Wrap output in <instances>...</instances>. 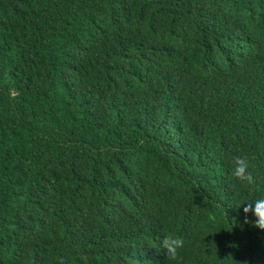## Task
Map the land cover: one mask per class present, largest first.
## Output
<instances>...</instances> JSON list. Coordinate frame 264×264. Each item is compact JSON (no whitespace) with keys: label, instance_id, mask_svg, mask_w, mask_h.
<instances>
[{"label":"trees","instance_id":"obj_1","mask_svg":"<svg viewBox=\"0 0 264 264\" xmlns=\"http://www.w3.org/2000/svg\"><path fill=\"white\" fill-rule=\"evenodd\" d=\"M247 2L264 18V0ZM242 26L219 0L210 9L197 0H0V264H84L82 256L129 264L141 250L143 213L164 194L208 229L207 255L172 264H264L255 205L251 223L243 211L264 198V50L247 64L226 62L219 76L221 91L249 113L230 117L216 101L187 99L196 129L178 141L146 112L155 96L141 87L155 71L146 61L193 71L208 47L250 48L255 37L239 34ZM163 76L170 69L153 81ZM182 77L199 89L201 74ZM236 156L247 158L254 186L232 175ZM133 173L157 191L142 193L145 205L132 195ZM121 192L131 193L123 203ZM104 209L109 228L98 225Z\"/></svg>","mask_w":264,"mask_h":264},{"label":"clouds","instance_id":"obj_2","mask_svg":"<svg viewBox=\"0 0 264 264\" xmlns=\"http://www.w3.org/2000/svg\"><path fill=\"white\" fill-rule=\"evenodd\" d=\"M221 3V13L233 18L240 16L243 19L242 29L238 32L244 38L255 37V40L247 42L251 45L246 48L243 44L231 54L219 45L208 47L202 51L196 60V69L190 71L188 68L184 69L186 64L171 61L170 59H159L154 61L155 71H149L147 75L142 78V89L150 92L155 96L153 104L147 105L146 112L154 113L156 117L160 118L165 132H172L171 138L179 140L187 137L189 134L195 132L196 120L185 108L184 101L189 99L193 105L217 104L222 105L223 112L227 113L231 110L234 115H247V111L239 109L227 95L221 91V84L219 76L226 62L233 65H241L250 63L256 55L258 48L264 50V18L260 17L253 9L250 8L247 0H234L232 5L228 0H219ZM200 7L211 8L213 0H197ZM154 7V6H151ZM103 33V30H102ZM105 38H102V40ZM233 46L237 43L232 42ZM255 50L252 53L251 50ZM93 67V66H90ZM168 68L171 71V76H163L157 81L153 79L160 75L161 68ZM202 69V72H201ZM201 74L202 80L199 81L200 86L197 90L193 80L183 78L184 75L194 76ZM154 90H150V86ZM196 100V101H195ZM220 107V106H219ZM170 109H174L170 111ZM226 115V114H225ZM233 115V116H234ZM180 133V136H175V132ZM223 136L225 134H222ZM249 162L246 157L236 156L233 158V172L232 175L241 182L247 185H255L256 181L252 173L249 171ZM155 190H151V182L147 188L142 191L143 195L150 194L151 197L156 196ZM131 193L121 192L117 194V199L121 197L119 202L123 203L127 200ZM135 197L134 193L132 194ZM171 202L168 203V199ZM148 200V199H147ZM149 201V200H148ZM150 202L144 213H148L149 209L156 207L160 203H165L166 206H174L175 210L167 214L164 220V227L160 235L162 249L167 250V255L161 254V249L157 242V236L154 232V227L150 221L145 220L143 231L140 235L138 243L141 244L143 254L138 253L129 264H172L179 256H192L190 263L199 260L202 256L209 252L208 245V229L203 226L200 217L191 212H185L182 209L179 198L172 195L164 194L163 200H154ZM253 204L254 213H253ZM245 215L244 223H251L247 219L248 213H253L256 217L254 226L264 230V198L257 199L252 203H247L243 209ZM150 218L154 216L148 214ZM84 264H88L86 256H82ZM59 264H65L63 257H58Z\"/></svg>","mask_w":264,"mask_h":264},{"label":"bare ground","instance_id":"obj_3","mask_svg":"<svg viewBox=\"0 0 264 264\" xmlns=\"http://www.w3.org/2000/svg\"><path fill=\"white\" fill-rule=\"evenodd\" d=\"M232 5H234V0H228ZM127 9V8H126ZM100 18H103L102 16H100ZM100 25V24H99ZM107 38L108 37V35H104V36H101V38ZM196 42H201V40L200 39H197L196 40ZM172 44H174V43H172ZM132 53V52H131ZM130 53V54H131ZM122 55H129V54H127V53H122ZM146 62H148L150 65H152V64H154V61H146ZM152 91V90H151ZM174 109H172L171 111H173ZM157 119H159L160 120V118H157ZM157 130H155L154 132H156ZM166 131V130H165ZM161 132H164V130H160V133ZM175 132V136H177V137H179L180 136V133H178L176 130L174 131ZM171 134H172V132H167V133H165L164 134V136H167V137H170L171 136ZM164 136H162V137H164ZM133 175H134V173H133ZM134 182L136 183V185H135V189L133 188V192H134V195H135V197H136V199L141 203V205H145L146 203L144 202V200H143V195H142V191H144L146 188H147V186L149 185V182H147L146 180H144L141 176H137V175H134ZM121 200V197H119L118 198V201H120ZM157 207V206H156ZM156 207H154V208H152V209H149L148 210V213L146 214V213H143V217H146V216H148V214H150V212L152 211V210H154ZM110 208H116L117 209V213H116V219H117V221H123V218H121V212L119 211V208L117 207V204H112L111 206H110ZM106 210L108 211V215L106 214V215H104V218H105V221L103 222V223H99L98 225H99V227L100 228H109L110 226H111V223H110V221H109V216L110 217H113V214H112V212L109 210V209H104L103 211L104 212H106ZM93 216L95 217V221H96V219H97V217H99V216H101V214L100 213H94L93 214ZM154 232H155V234H156V236H157V242H158V244H159V247H160V249H161V254H166L167 255V250H166V252H164V249H162V245H161V240H162V238H160V235H161V233H162V231H159V230H154ZM64 242H62V244H64V245H68V244H77L76 243V241L74 240H71V241H69V240H63ZM139 253L140 254H143V252H141V251H139Z\"/></svg>","mask_w":264,"mask_h":264},{"label":"crops","instance_id":"obj_4","mask_svg":"<svg viewBox=\"0 0 264 264\" xmlns=\"http://www.w3.org/2000/svg\"><path fill=\"white\" fill-rule=\"evenodd\" d=\"M119 211L121 214L123 213V210L119 208ZM174 209L171 206H166V204H160V206H157L154 210L150 212L154 217L150 218L149 216L144 217L145 220L150 221L151 224L154 227V230L162 231L164 227V220L167 214L172 213ZM124 222V218L123 221ZM76 231H79V229H76ZM124 258H126L124 256Z\"/></svg>","mask_w":264,"mask_h":264},{"label":"rangeland","instance_id":"obj_5","mask_svg":"<svg viewBox=\"0 0 264 264\" xmlns=\"http://www.w3.org/2000/svg\"><path fill=\"white\" fill-rule=\"evenodd\" d=\"M221 88V87H220ZM227 114L232 117L234 115V113L231 110H228Z\"/></svg>","mask_w":264,"mask_h":264}]
</instances>
